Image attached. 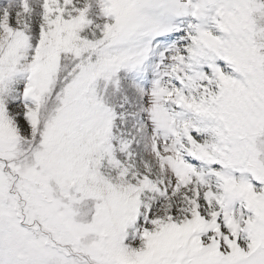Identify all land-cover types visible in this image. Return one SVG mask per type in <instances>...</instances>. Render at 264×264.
Wrapping results in <instances>:
<instances>
[{"label": "snow or ice", "instance_id": "1", "mask_svg": "<svg viewBox=\"0 0 264 264\" xmlns=\"http://www.w3.org/2000/svg\"><path fill=\"white\" fill-rule=\"evenodd\" d=\"M0 264H264V0H0Z\"/></svg>", "mask_w": 264, "mask_h": 264}]
</instances>
